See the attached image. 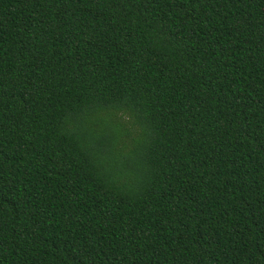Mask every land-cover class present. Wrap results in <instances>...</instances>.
Segmentation results:
<instances>
[{
  "label": "trees",
  "instance_id": "1",
  "mask_svg": "<svg viewBox=\"0 0 264 264\" xmlns=\"http://www.w3.org/2000/svg\"><path fill=\"white\" fill-rule=\"evenodd\" d=\"M0 264H264V0H0Z\"/></svg>",
  "mask_w": 264,
  "mask_h": 264
}]
</instances>
